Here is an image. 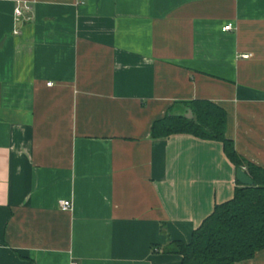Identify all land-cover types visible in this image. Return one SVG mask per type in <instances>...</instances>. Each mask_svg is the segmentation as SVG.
<instances>
[{
	"label": "crops",
	"instance_id": "1",
	"mask_svg": "<svg viewBox=\"0 0 264 264\" xmlns=\"http://www.w3.org/2000/svg\"><path fill=\"white\" fill-rule=\"evenodd\" d=\"M196 100L264 169V0H0V264H180L238 184L221 143L151 137Z\"/></svg>",
	"mask_w": 264,
	"mask_h": 264
},
{
	"label": "trees",
	"instance_id": "2",
	"mask_svg": "<svg viewBox=\"0 0 264 264\" xmlns=\"http://www.w3.org/2000/svg\"><path fill=\"white\" fill-rule=\"evenodd\" d=\"M182 106L192 118L176 116L170 109L151 128V137L167 138L187 134L221 143L236 169H243L253 182L250 187L237 184L233 198L216 205L213 212L193 231L189 242L172 241L162 248L164 254L178 255L180 264H236L252 259L264 249V169L243 160L233 142L226 138V113L218 105L196 100Z\"/></svg>",
	"mask_w": 264,
	"mask_h": 264
},
{
	"label": "built area",
	"instance_id": "3",
	"mask_svg": "<svg viewBox=\"0 0 264 264\" xmlns=\"http://www.w3.org/2000/svg\"><path fill=\"white\" fill-rule=\"evenodd\" d=\"M30 12H31V7L27 3L17 2L16 7L14 8V20L16 22H19L22 19L24 13H30ZM230 29H231V25H227L226 27L223 28L224 31H228ZM242 58L246 59L248 58V56H243ZM59 206L62 211H68L71 209V202L60 201Z\"/></svg>",
	"mask_w": 264,
	"mask_h": 264
},
{
	"label": "water",
	"instance_id": "4",
	"mask_svg": "<svg viewBox=\"0 0 264 264\" xmlns=\"http://www.w3.org/2000/svg\"><path fill=\"white\" fill-rule=\"evenodd\" d=\"M186 118L191 119L192 118V113L190 110L187 111V114L185 115ZM236 180L239 185L243 187H250L253 185V182L251 179L247 176L245 171L243 169H237L236 171Z\"/></svg>",
	"mask_w": 264,
	"mask_h": 264
}]
</instances>
